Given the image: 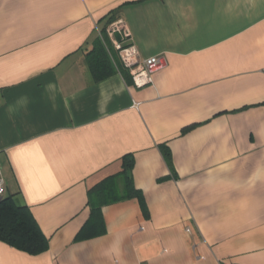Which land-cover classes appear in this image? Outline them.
Segmentation results:
<instances>
[{
  "label": "crops",
  "instance_id": "obj_1",
  "mask_svg": "<svg viewBox=\"0 0 264 264\" xmlns=\"http://www.w3.org/2000/svg\"><path fill=\"white\" fill-rule=\"evenodd\" d=\"M112 18L150 84L93 78ZM0 167L48 241L0 264H264V0H0Z\"/></svg>",
  "mask_w": 264,
  "mask_h": 264
},
{
  "label": "trees",
  "instance_id": "obj_2",
  "mask_svg": "<svg viewBox=\"0 0 264 264\" xmlns=\"http://www.w3.org/2000/svg\"><path fill=\"white\" fill-rule=\"evenodd\" d=\"M102 32L106 44L98 39L92 49L87 52L88 66L95 80L109 76L116 70L126 72L104 29ZM129 166L130 162L128 161L120 172L124 174V193L122 196H139V191L134 187L130 176L127 174ZM91 191L94 192L95 198L88 200L91 208L90 221L80 230L81 236L89 234L90 225H96L100 222V206L119 197L111 177L95 184ZM0 240L31 255L44 252L48 248L47 238L41 232L28 207L16 202L12 196H4L3 194L0 195Z\"/></svg>",
  "mask_w": 264,
  "mask_h": 264
},
{
  "label": "built area",
  "instance_id": "obj_3",
  "mask_svg": "<svg viewBox=\"0 0 264 264\" xmlns=\"http://www.w3.org/2000/svg\"><path fill=\"white\" fill-rule=\"evenodd\" d=\"M105 33L116 50L120 62L128 71L134 86L140 87L152 82L151 74L165 65L162 55L141 58L136 45L131 41L130 32L121 18L110 21ZM4 192V182L0 167V195ZM187 229V228H186Z\"/></svg>",
  "mask_w": 264,
  "mask_h": 264
}]
</instances>
